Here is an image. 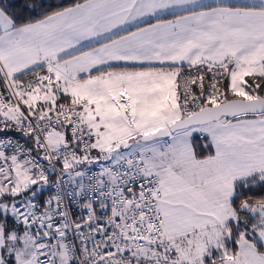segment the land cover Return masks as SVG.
<instances>
[{
	"label": "snow or ice",
	"instance_id": "snow-or-ice-1",
	"mask_svg": "<svg viewBox=\"0 0 264 264\" xmlns=\"http://www.w3.org/2000/svg\"><path fill=\"white\" fill-rule=\"evenodd\" d=\"M0 264H264V0H0Z\"/></svg>",
	"mask_w": 264,
	"mask_h": 264
},
{
	"label": "rangeland",
	"instance_id": "rangeland-1",
	"mask_svg": "<svg viewBox=\"0 0 264 264\" xmlns=\"http://www.w3.org/2000/svg\"><path fill=\"white\" fill-rule=\"evenodd\" d=\"M196 135V137H197V139H198V142H199V144L201 145V146H203V144H204V138H202V137H200V134H195Z\"/></svg>",
	"mask_w": 264,
	"mask_h": 264
},
{
	"label": "built area",
	"instance_id": "built-area-1",
	"mask_svg": "<svg viewBox=\"0 0 264 264\" xmlns=\"http://www.w3.org/2000/svg\"><path fill=\"white\" fill-rule=\"evenodd\" d=\"M94 171L97 170V169H93Z\"/></svg>",
	"mask_w": 264,
	"mask_h": 264
}]
</instances>
